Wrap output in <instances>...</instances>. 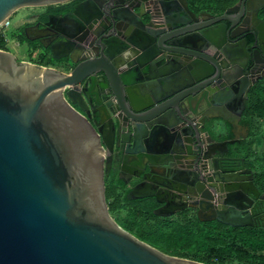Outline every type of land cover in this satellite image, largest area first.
Listing matches in <instances>:
<instances>
[{"label":"water","instance_id":"obj_1","mask_svg":"<svg viewBox=\"0 0 264 264\" xmlns=\"http://www.w3.org/2000/svg\"><path fill=\"white\" fill-rule=\"evenodd\" d=\"M65 1L0 0V22ZM88 2L98 8V38L93 55H68V70L0 48V264H210L121 227L104 177L127 172L129 196L152 197L158 214L210 206V218L228 224L264 223V191L229 147L248 92L241 35L251 33L259 51L264 19L249 0L219 14L187 0ZM77 102L93 109L97 129ZM226 122L233 138H222Z\"/></svg>","mask_w":264,"mask_h":264},{"label":"trees","instance_id":"obj_2","mask_svg":"<svg viewBox=\"0 0 264 264\" xmlns=\"http://www.w3.org/2000/svg\"><path fill=\"white\" fill-rule=\"evenodd\" d=\"M234 1L187 0L189 7L193 10H208L212 13L223 11ZM63 6H70V4H63ZM23 37L25 38V36ZM0 48L7 49L5 38L1 32ZM41 59L40 55V58L33 62L53 65L49 62L44 63ZM262 94H264V86L256 84L252 87L242 117L248 126L249 136L240 142L229 145V147L234 154H243L247 164L254 167V183L261 191H264V170H256L255 159L259 154L254 150L255 135L261 130L260 126L257 127V119L259 121L263 119L264 122V97ZM229 135L228 131L224 137H229ZM262 154L264 156V152ZM104 183L109 213L111 210L119 212L127 222L125 225H121L114 220L137 238L162 251L210 264H234L236 260L241 261L242 264H258L260 260L264 263V229L262 228L264 223L239 226L218 219L200 220L197 218L194 208L188 207V209L172 214H177V218H170L166 222L157 224L154 223V219L152 220L144 214L145 211L157 214L153 209L158 202L152 197H130L128 194L129 185L111 172L105 175ZM133 211L134 214H132ZM243 257L250 259L252 263L251 261L242 262Z\"/></svg>","mask_w":264,"mask_h":264},{"label":"flooded vegetation","instance_id":"obj_3","mask_svg":"<svg viewBox=\"0 0 264 264\" xmlns=\"http://www.w3.org/2000/svg\"><path fill=\"white\" fill-rule=\"evenodd\" d=\"M236 1L237 0H235L232 4L228 6L235 4ZM63 4L64 5L70 4V6H63ZM249 4L251 6V9L258 10L257 11L258 16L264 19V0H249ZM34 8L37 9H33L30 13L26 15V17L23 19L22 25L18 27V31H20L21 35L25 36L27 41L30 42L37 41L41 49H43L42 50L43 52L49 51L53 56L54 54L61 55L57 57V59L63 63V64L61 63L62 66H56V65H49V66H55L57 68L68 70L66 66V62L67 61L70 62V59L68 58L69 54L73 55V58H77L81 54L80 51L83 50L82 54L84 53L86 56L93 55V53H91L90 51V48L95 46V42L98 38V26H96V23H94L95 18L98 16V8L90 10L88 0H68L57 4L34 6ZM74 10H76V13H79L81 15V18H78L76 13H73ZM200 11H208V10H200ZM219 13H214V14H219ZM90 14H91V19L88 21H84L83 20L84 17L86 16L88 17V15ZM250 17L251 15H249V18ZM241 36L245 37L247 43H250V47L248 48L250 61H248L246 63V66L244 67V69L246 70V74L248 75L247 78L248 92L246 97L243 96V92L240 93L242 94L241 104H244V109H245L246 101L249 97L252 87H254L256 84L260 86H264V39L260 41L259 51H255V45L251 43V41L253 40V36L251 35V33L242 32ZM16 42L20 44L19 39ZM52 44L54 46V49H51ZM70 49H72L73 52L70 51ZM36 54L38 56L40 55L38 53ZM70 64L72 63L70 62ZM228 66L231 67V64L229 63ZM226 68L227 67H225V69ZM229 70L231 71V69ZM246 87L247 86L245 85L243 89H246ZM237 88H239V86L237 85L233 86L231 84L230 86H228V89L232 91H234ZM72 105L83 114L87 112L89 116V120L92 122V124L96 129L98 128V120L96 119L95 113L94 111H92L93 109H90L88 107L87 103H82L80 105L77 102V103H72ZM244 109L241 118L239 120L240 126L239 129L237 130L238 140L234 143H237L242 139V137L239 136V134H242V136H244L246 132L249 131L247 124L242 119ZM103 125L105 126V128L107 129L109 128L108 120L106 117H104ZM227 130H230L229 132H231V125L229 124V122H226V133L228 132ZM231 133L233 134V132ZM224 135L222 138H232L234 136L233 135L232 137H224ZM194 161L196 160L192 158L190 163H195L199 165L201 164L204 167L205 163L207 162L206 166L209 167L207 158H200L198 163ZM209 171H211L210 168ZM120 177L124 181L128 178V173L122 170L120 171ZM161 205H162L161 203H158L154 209L156 210ZM181 205L182 203L178 201L177 206L179 207ZM262 205L264 208V200L262 202ZM254 206L255 205H252L253 212H255ZM188 207L194 208L195 213H197V208L192 206L179 208L173 213H176L184 209H188ZM214 210H215L214 207L205 206V208L200 210L199 213L197 214H199L200 216L210 217L214 214L215 212ZM230 218L233 217L230 216ZM261 218L264 221V215H262Z\"/></svg>","mask_w":264,"mask_h":264},{"label":"rangeland","instance_id":"obj_4","mask_svg":"<svg viewBox=\"0 0 264 264\" xmlns=\"http://www.w3.org/2000/svg\"><path fill=\"white\" fill-rule=\"evenodd\" d=\"M33 9H37V8H34V6L21 7L19 9L15 10L9 16L10 24H9V26L7 27L6 31L3 34V36L5 38V47L8 50H10L11 52H13L16 55L17 59H25V60H29V61H33V60L36 61V60H38L40 58V55H41L42 56V59H41L42 62H44V63L45 62H49V63H52L53 65H56V66H62L61 65L62 62L59 61L53 55H51V53L49 51H44L43 52L42 51L43 49H41V47L37 43V41H34V42L33 41H31V42L27 41L23 37V35H21L20 31H18V27L22 25L23 19ZM18 39L20 40V44H18L16 42ZM36 53H38L40 55L38 56ZM262 96L264 97V94H262ZM263 123H264L263 120L259 121L257 119V127L260 126L261 129H262ZM261 144L264 147V143H261ZM262 155L263 154L260 152L259 155H257V159H255L256 170H264V156H262ZM153 211H154V209H153ZM110 214L121 225H125V222H127L125 220V218L119 212L111 210ZM132 214H134V211L132 212ZM144 214L147 215L148 218H150L152 220L154 219V221H155L154 223H157V224H161L163 222H166V220H169L170 218H177V216H178L177 214H175V215H172V214H158V213L154 214V213L147 212V211H145ZM190 214H192V213L190 212ZM170 215H172V216H170ZM196 216L200 220H213L214 219V218H210L209 216H207V217L200 216L197 213H196ZM235 225L247 226V225H241V224H235ZM262 228L264 229V226H262ZM147 240L149 241V239H147ZM250 261H251L250 259H246L244 257L242 258V262H246L247 263V262H250ZM251 263H252V261H251ZM234 264H242V263H241V261L236 260V262H234ZM252 264H254V263H252ZM258 264H264V263L262 262V260H260Z\"/></svg>","mask_w":264,"mask_h":264},{"label":"crops","instance_id":"obj_5","mask_svg":"<svg viewBox=\"0 0 264 264\" xmlns=\"http://www.w3.org/2000/svg\"><path fill=\"white\" fill-rule=\"evenodd\" d=\"M63 68V67H62ZM262 119V118H261ZM263 120V119H262ZM227 131H230V130H227ZM230 133V135H229V137H232L233 136V134L231 133V132H229ZM239 136H241L242 137V139L241 140H244V139H246L248 136H249V131H247L246 132V134L244 135V136H242V134H239ZM233 138V137H232ZM255 138H256V143H255V146H254V150H255V152L256 153H263L264 152V147L262 146V144L261 143H264V124H263V128L258 132V133H256V135H255ZM240 140V141H241ZM239 141V142H240ZM237 156H239V159H241L243 162H244V165H245V167H247V168H249V169H251L252 170V173H253V171H254V167H252L251 165H249V164H247V162H246V157H244V155L243 154H236Z\"/></svg>","mask_w":264,"mask_h":264},{"label":"built area","instance_id":"obj_6","mask_svg":"<svg viewBox=\"0 0 264 264\" xmlns=\"http://www.w3.org/2000/svg\"><path fill=\"white\" fill-rule=\"evenodd\" d=\"M9 24H10V18H9V16L6 17L5 19H3L0 22V32L2 34H4V32L6 31L7 27L9 26Z\"/></svg>","mask_w":264,"mask_h":264}]
</instances>
